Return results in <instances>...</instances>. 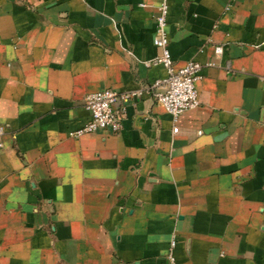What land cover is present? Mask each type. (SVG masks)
<instances>
[{"label":"crops","instance_id":"crops-1","mask_svg":"<svg viewBox=\"0 0 264 264\" xmlns=\"http://www.w3.org/2000/svg\"><path fill=\"white\" fill-rule=\"evenodd\" d=\"M162 1L173 67L216 62L199 106L143 88L75 134L88 93L166 76ZM0 126V264H264V0H0Z\"/></svg>","mask_w":264,"mask_h":264},{"label":"built area","instance_id":"built-area-1","mask_svg":"<svg viewBox=\"0 0 264 264\" xmlns=\"http://www.w3.org/2000/svg\"><path fill=\"white\" fill-rule=\"evenodd\" d=\"M158 10V14L154 17L153 44L159 50V53L147 61L146 65H161L167 71L166 76L134 91L117 92L111 88H106L88 93L85 95L83 103L89 112V119L75 134L80 135L97 131H103L108 134L118 133L124 118L125 104L137 98L143 88L150 91L154 101L160 104L172 116L174 121L182 112L199 106L197 81L202 77L201 71L203 68L215 66L216 62L211 60L201 63L195 60H188L183 66L174 68L168 49L166 1L160 3ZM223 46L222 43L213 45L216 56L222 53ZM118 103L120 104L119 106ZM2 133L3 128L0 126V136ZM173 245L174 242L172 240L171 246ZM169 257L172 260V257Z\"/></svg>","mask_w":264,"mask_h":264}]
</instances>
